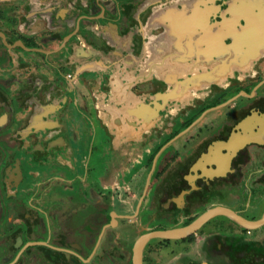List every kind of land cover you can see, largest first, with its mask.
<instances>
[{
	"label": "flooded vegetation",
	"instance_id": "1",
	"mask_svg": "<svg viewBox=\"0 0 264 264\" xmlns=\"http://www.w3.org/2000/svg\"><path fill=\"white\" fill-rule=\"evenodd\" d=\"M30 1L0 0L24 7ZM63 2L65 15L51 17L47 36L28 30L30 21L28 28L15 24L17 16L0 28V264H134L142 235L185 226L217 206L260 220L264 120L253 118L264 116V0ZM113 81L122 90L120 103L128 92L167 94L152 103L176 110L170 120L182 127L131 169L141 127L123 128L132 137L118 148L113 138L94 135L106 127L94 113L97 92L113 90ZM153 110L140 105L133 112L141 117ZM247 117L263 142L234 157L233 146L216 148L208 158L210 147L227 142ZM196 129L194 147L176 146ZM109 147L118 152L116 161ZM169 149L173 155L161 161ZM201 157V176L193 180ZM221 169L224 178L207 174ZM223 217L183 240L190 241L182 249L197 247L199 258L183 254L163 264H264L258 232L264 225L246 230ZM157 241L145 246L143 264H158V251L172 245Z\"/></svg>",
	"mask_w": 264,
	"mask_h": 264
},
{
	"label": "rangeland",
	"instance_id": "2",
	"mask_svg": "<svg viewBox=\"0 0 264 264\" xmlns=\"http://www.w3.org/2000/svg\"><path fill=\"white\" fill-rule=\"evenodd\" d=\"M1 1H5V0H1ZM41 2H42V0H31L29 3L30 6H26V7L22 6L21 2H18V4H16V5H11L10 2H7V3L0 2V9H2V13H3L2 14L3 20L0 21V28L6 27V23H7L6 19L10 20V17L17 16L16 17L17 21L15 24H19V25L24 26L25 28H28V26H26V22L30 21L31 24H30V27L28 28V30H35L37 33L42 34L43 36H47L50 32V29H51L50 25H47V23L51 20L52 16L59 15V13H60V15L61 14L65 15V14H63L62 7L65 6L66 2H63V0L52 1L49 3L48 2L41 3ZM15 3H17V2H14V4ZM8 5H10V6H8ZM54 5H56V7H58L60 5L61 7L56 8ZM52 6H54V8H52V12L45 10V9H50ZM48 7H50V8H48ZM6 16L8 18H6ZM0 19H1V17H0ZM23 22L25 25L23 24ZM57 45H59L58 41L51 43V45L48 46L47 48H50V49L56 48ZM55 60H57V58H55ZM70 64L72 66H74L73 62H70ZM95 77L99 80V83L102 82L101 77H103V76H95ZM78 78H81L82 80H86V76H78ZM100 85L101 84H98V86H100ZM113 85H114V87H113L114 89L111 91H108V92L98 91L97 92L98 107L94 108V113L98 117L97 118L98 121L99 120L104 121L106 127L105 128L98 127L97 129L95 128L94 135L95 136L98 135L96 137L97 140H101L103 138L105 140L106 137L109 138V140H111L113 138L112 142H113L114 146L116 148H118V147H123V145L126 143L127 139L132 137L131 135H129V136L124 135L123 136L122 135L123 134V130H122L123 128L126 129L127 127H132V128L133 127H141L142 128L141 132L138 135L134 136L137 138L140 137V139L134 143L135 148L133 149V151H134V155H135L136 159L134 161H131V160H129L130 162L128 161L129 162L128 164L129 165L131 164L129 169H131L135 165L143 163L145 161V159L148 158L151 153L155 152L157 150V148L159 146H161L167 140V138L169 136H171V135H169L171 132L181 130L182 127L180 125V122H175L174 119L170 120V118L174 116L176 110L167 111L166 109H162L164 104H160L158 106V105H154L152 103V100L155 99L154 95H152L151 97L147 96V97H142V98H137V97L134 98L135 95L132 92H130V93L128 92L127 98H126V103H120V101L123 99L122 90L119 89L118 86H116L115 81H113ZM102 94L108 95L106 100H103ZM163 94L164 93H159L158 94L159 98L155 99V102H158V103L161 102L162 101L161 97L164 96ZM140 105H149V106L153 107L154 113L146 114L147 113L146 112V113H143L141 117L136 116L134 114L133 110ZM170 107L171 108L173 107V109H174L175 104L171 105ZM27 108L29 110H31V107H27ZM160 109H162L163 111H160ZM183 109L184 108H182V110ZM158 111H160L159 115H157ZM48 114H49V112H43L41 117H45ZM180 117L183 118L182 116H180ZM131 118L134 119L133 121L137 122L135 126H131V124L129 122L131 120ZM71 124H72L71 132H72V135L75 136V130H74V126H73L74 122H71ZM39 128H40V126H39ZM145 130H146V132H144ZM197 131H198V129H196L195 132H192L190 135H188L187 139L185 137V138H182L181 140H179L177 142L176 146L180 147L183 144L182 145L183 147H187V148L194 147L197 143V140H192V138H193V134H195ZM87 132H88V130L85 127L84 135H80V137H85ZM90 139H92V137H90ZM83 141H84V139H81L79 145H81V143H83ZM92 141H94V140H92ZM93 146H94V144H93ZM78 147L83 148L81 146H78ZM98 148H102V146L100 145ZM98 148L95 147L94 154L96 156H93V158L96 157L98 159L101 156V153L98 151ZM109 149L111 150L109 153L110 155H108L110 160L116 161V157L118 156V152L113 151L111 149V147H109ZM170 149H173V148H170ZM170 149L162 156L161 161L164 160V158L169 153ZM171 151H173V150H171ZM171 151H170V153H171ZM173 153H171V155H173ZM130 157H132V154ZM118 162L122 163V161H118ZM246 197H248V196H246ZM254 202H255V199L252 201V204H254ZM228 204H230L234 208H237L236 205L234 203H232L231 201H229ZM199 210L201 211L202 208H200ZM158 223H161V221L159 220ZM163 224H166L168 227H173V226L178 225L176 223H163ZM157 240H158L157 241L158 246L161 243L159 241H165V240H161V239H157ZM183 240L184 239H182V240H169L168 242L167 241L162 242V245H164L166 247H168L169 242H171L172 245L171 246L169 245L168 248H164L165 250H163V252L161 250L158 251V253H157V257L159 259L158 264H163L164 262H166V263L171 262V260L176 261V259L183 254L190 255L194 259L199 258V251H198L197 247H194L193 249L189 248V252L187 251V248H186V251L182 249L184 247V245H186L187 242L190 241V240H187V241H183ZM191 241L193 242L194 240H191ZM176 244H178V245H176Z\"/></svg>",
	"mask_w": 264,
	"mask_h": 264
},
{
	"label": "water",
	"instance_id": "3",
	"mask_svg": "<svg viewBox=\"0 0 264 264\" xmlns=\"http://www.w3.org/2000/svg\"><path fill=\"white\" fill-rule=\"evenodd\" d=\"M164 98H166L168 95L167 94H163ZM257 115V114H256ZM250 118L251 117H247L245 118L243 121H241L236 127L235 130L233 131L232 136L230 137V139L227 142H217L215 146H211L209 151V155L208 158H210V155L213 153V151L216 148H228V145L233 143V157L235 155H237L242 149H244L248 144H250L251 142H258L261 143L263 141H258V139L256 138V127L251 126L250 123ZM253 118V116H252ZM255 121L261 123L262 120H264V116L260 117L259 119ZM261 125V124H259ZM262 132V131H261ZM182 134V133H181ZM263 135V134H261ZM238 139H241V143H239L237 145V143L239 141H237ZM237 145V146H236ZM212 158V157H211ZM205 159L203 157L199 158L197 160V162L194 164V166L192 167L193 170V180L197 179L199 176H201L199 174V170L202 169V166L204 164ZM215 171L213 172V174L211 173H207L208 176L210 178H224L227 173H224L222 171ZM195 186V185H194ZM218 211V212H217ZM216 216H225L228 217L234 221H236L239 225H241L244 228H247L249 230L251 229H258L259 227L264 225V216L260 219L257 220L255 222L253 221H249L245 218H243L241 215H239V213L223 207V206H217L216 208H213L211 210H209L206 214L198 217L197 219H195L193 222H191L190 224L186 225V226H182V227H175V228H171V229H167V230H158V231H153L147 234L142 235L138 241L136 242L135 248H134V264H143V251L145 249V246L147 245V243L152 240V239H161V240H182L185 238H188L189 236L193 235L194 233H196L209 219L214 218ZM186 230L188 229V232L184 235H168L166 234L169 231H175V230Z\"/></svg>",
	"mask_w": 264,
	"mask_h": 264
},
{
	"label": "bare ground",
	"instance_id": "4",
	"mask_svg": "<svg viewBox=\"0 0 264 264\" xmlns=\"http://www.w3.org/2000/svg\"><path fill=\"white\" fill-rule=\"evenodd\" d=\"M257 139H258V141L260 142V141H263V138L259 135L258 137H256ZM237 141H239L238 143H237V145L239 144V143H241V139H238ZM236 145V146H237ZM228 146H233L232 144H230V145H228ZM232 155V154H231ZM224 160V159H223ZM225 161V160H224ZM220 171V170H219ZM218 171V172H219ZM221 171L222 172H224V170L223 169H221ZM218 212V211H217ZM188 232V229H186V230H175V231H169V232H167L166 234H168V235H179V236H181V235H184V234H186Z\"/></svg>",
	"mask_w": 264,
	"mask_h": 264
},
{
	"label": "crops",
	"instance_id": "5",
	"mask_svg": "<svg viewBox=\"0 0 264 264\" xmlns=\"http://www.w3.org/2000/svg\"><path fill=\"white\" fill-rule=\"evenodd\" d=\"M223 218H227V217L224 216ZM233 222H235L236 224H238V223H237L236 221H234V220H233ZM188 223H190V222H187V223H185V224L188 225ZM185 224H183V225H185ZM185 226H186V225H185ZM238 226L241 227V225H239V224H238ZM259 228H260V227H259ZM259 228H258V229H259ZM246 230H248V229H246ZM253 232H254V231H253ZM258 232H259V234H261V235H259V236H264V230H262V231H258ZM196 233H197V232H196ZM196 233H194V234H196Z\"/></svg>",
	"mask_w": 264,
	"mask_h": 264
}]
</instances>
